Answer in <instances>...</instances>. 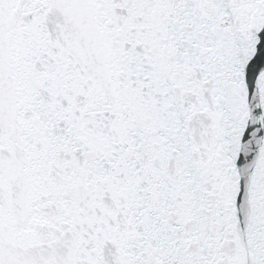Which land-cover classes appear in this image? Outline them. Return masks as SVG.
<instances>
[{
	"label": "snow or ice",
	"instance_id": "obj_1",
	"mask_svg": "<svg viewBox=\"0 0 264 264\" xmlns=\"http://www.w3.org/2000/svg\"><path fill=\"white\" fill-rule=\"evenodd\" d=\"M0 264H264V0H0Z\"/></svg>",
	"mask_w": 264,
	"mask_h": 264
}]
</instances>
